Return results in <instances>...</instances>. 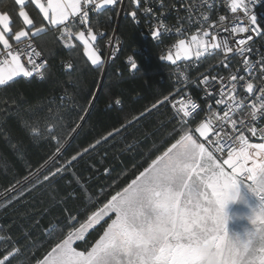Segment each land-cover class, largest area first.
<instances>
[{
    "label": "snow or ice",
    "instance_id": "1",
    "mask_svg": "<svg viewBox=\"0 0 264 264\" xmlns=\"http://www.w3.org/2000/svg\"><path fill=\"white\" fill-rule=\"evenodd\" d=\"M139 2L133 0L135 4ZM258 2L230 0V11L234 15L228 26L220 29H216L214 23L206 29L203 27L209 20L207 15L201 14L195 20L189 15V22L201 27L191 35L190 40L179 39L175 44V53L168 51L161 59L173 65L181 60H193L192 66H195L206 55L222 53L224 60L221 63L228 68L230 61L239 56L249 78H264V56L255 63L249 60L254 51L251 47L254 38H264V21H259L249 7L250 3ZM117 3L118 0H83L85 6L92 5L96 10H104ZM15 4L19 9L18 17L22 18L25 27L13 32L10 14H0V89L12 87L20 80L30 82L36 78L44 79L47 58L32 43H26L24 47L19 45L44 34L49 27L62 30L59 39L66 47L75 48L77 45L73 41L82 45L83 55L91 66L103 65L102 55L94 47L98 36L87 27L89 9L81 6V0H15ZM29 4L42 13L39 26L26 10ZM131 15L135 18L136 13ZM225 19L223 15L219 17L220 21ZM77 20L81 26L87 27V36L85 31L72 30ZM177 32L183 35L179 28ZM99 35L102 38L104 33ZM151 35L157 38L162 33L157 29ZM128 59L131 61L132 57ZM130 66L133 70L137 69L135 62ZM72 69L73 65L69 63L67 70ZM254 70L259 72V76L255 75ZM180 75L184 76V72H180ZM184 79L187 80V77L184 76ZM200 84L205 86L206 98L219 97L215 99V104L227 108L223 115L212 111L213 105L208 104V118L198 121L204 108L193 99L186 100L187 92L179 100H170L173 94L157 100L151 109L141 113V117L170 102L178 127L167 135L179 138L152 159L122 190L112 195L101 188L99 193L94 194L95 199L89 200L83 214L79 211L74 213L67 207V200H62L65 205L62 211L66 215L56 229L47 230L43 241H31L29 233L24 234L32 244L29 252L35 264H201L192 242L197 230L214 233L220 264H264V142L250 143L245 128L253 137L257 135V128L247 127L244 119H233L230 115L236 114L237 110L250 108L248 115L252 120L264 119V87L255 88L251 79L246 82L244 74H234L228 79L205 74ZM241 90L245 93L243 96ZM180 92L181 88H177L176 94ZM257 92L259 95H256ZM250 97L251 103L246 104ZM115 103L119 105L121 102L117 99ZM11 111L20 117L23 129L34 142L40 139L56 142L57 155L52 160L53 163L58 160L64 146L55 135L56 127L41 129L36 119L22 115L19 104ZM25 111L32 117L36 115V107L29 106ZM228 124L231 129L225 131ZM120 131L116 129L115 134ZM259 133L264 137V128L259 129ZM113 135V132H109L103 140L106 142ZM0 136L11 145V138L2 126ZM213 137L216 139L213 140ZM100 143V140L96 141V145ZM11 146L23 160V151L16 145ZM88 152L89 149L85 148L79 156L73 155L65 165L54 170H49L50 165H42L36 173H30L23 181L18 180L6 191L9 195L16 193L14 199H19L38 183H55L73 167V162L82 159ZM225 154L227 158H224ZM42 172L47 174L43 175L41 181L39 177ZM110 173L111 169H104L105 175ZM75 182L82 191H88L79 177L75 178ZM241 185L246 186L259 200L248 217L253 227L243 239L228 234L225 211L229 201L238 199ZM104 195L110 196L106 202L101 200ZM99 203H102V207H97ZM97 226H100L101 234L90 240ZM4 239L0 236V240ZM49 241L55 243L42 258H36L33 249L39 250ZM78 241L86 247L78 250V247H74ZM20 253L21 249L13 245L11 250L0 253V264H13Z\"/></svg>",
    "mask_w": 264,
    "mask_h": 264
},
{
    "label": "trees",
    "instance_id": "2",
    "mask_svg": "<svg viewBox=\"0 0 264 264\" xmlns=\"http://www.w3.org/2000/svg\"><path fill=\"white\" fill-rule=\"evenodd\" d=\"M8 1L2 0L9 7ZM178 10L174 0H140L139 4L126 0L122 14L120 4L91 11L87 27L98 36L94 46L102 55V66H91L78 42L73 41L75 48L66 47L59 39L62 30L49 27L32 39L48 60L44 79L20 80L12 87L0 89V126L11 138V145L24 154L22 160L17 150L0 136V236L6 238L0 240V253L11 250L13 245L19 247L21 253L13 264H35L29 252L32 244L24 234L29 233L31 241H43L47 230L56 229L66 215L62 200H67V207L74 213L83 214L89 200L95 199L94 194L101 188L112 195L122 190L179 138L167 135L178 127L170 102L141 117V113L165 95L173 94L170 100H174L187 90L197 94L196 82L212 65L208 55L197 66H192L193 60H181L173 65L161 59L178 37L176 24L185 18ZM33 16L37 23L39 17L35 13ZM162 22L167 28L160 30V37L153 38L151 33ZM83 27L77 21L72 30L82 31ZM100 33H104L102 38ZM114 34L120 47L105 70L106 41ZM132 62L137 63V69H131ZM69 63L72 70H67ZM180 72H184L187 80ZM177 88H181L179 94ZM117 99L119 105L115 103ZM17 104L22 115L36 119L41 129L56 127L55 135L64 147L54 163L56 142L46 139L34 142L23 129L20 117L12 114ZM29 106L36 107L35 117L25 111ZM199 120H203V114ZM116 129H121L119 134H115ZM109 132L114 135L105 142L103 138ZM97 140L101 141L98 145ZM85 148L89 152L73 162V167L55 183H38L19 199H14L16 193H7L18 180L36 173L42 165H50L49 170H54L73 155L79 156ZM105 168L111 169L110 175L104 174ZM44 174L47 173L42 172L39 177L41 181ZM76 177L88 188L87 192L78 187ZM107 199L110 196H101L102 201ZM233 204L234 201L227 204V214ZM97 207H102V203ZM98 234H101L100 226L92 232L90 240L98 238ZM54 243L49 241L39 250L33 249L35 257L42 258ZM74 247L82 250L86 245L78 241Z\"/></svg>",
    "mask_w": 264,
    "mask_h": 264
},
{
    "label": "built area",
    "instance_id": "3",
    "mask_svg": "<svg viewBox=\"0 0 264 264\" xmlns=\"http://www.w3.org/2000/svg\"><path fill=\"white\" fill-rule=\"evenodd\" d=\"M125 3H126V0H118L117 4H120V10L121 9L123 10ZM229 5H230V0H174V7H176V9H178L179 7L178 13L185 14V18L180 20L175 26L176 31L179 28L181 32L183 33V35L177 32L178 37L174 40V42L170 46H168L166 53H168V51H172L173 53H175L176 51L175 44L178 42V40L180 38H185V39L190 40L191 35L196 34L197 29L201 27L200 24L190 23L188 20L189 15L192 16L193 20H195L196 17L201 16V14L207 15L209 17V20L207 23L203 24V27L206 29L208 28L209 24L214 23L216 25V29H220L225 26H228L230 20L232 19L234 15L231 13ZM81 6L87 7L89 9V15L91 11L95 10L94 6L92 5L85 6L83 2L81 3ZM249 7L257 15L259 21H264V0H259V2L255 4L250 3ZM239 14L242 15V13H239ZM221 15L226 17L224 21L219 20V17ZM166 28H167V24L162 22V23H159L153 31L157 29L161 30V29H166ZM82 31H85L87 35V27L84 26L82 28ZM238 35L242 36L245 34H238ZM218 39H219V35H218ZM254 39H255V42L251 44V47L253 48L254 51L252 55L249 57V60L252 63H255L256 61L260 60L262 56H264V38L255 37ZM26 43H32L33 46L36 48V50L41 52L32 39L24 41V43L19 45V47H24V44ZM14 47H16V45ZM119 47H120V42L116 40L115 34L106 41V48H107L108 53H107L105 67L107 66L108 62L115 57V50H117ZM228 55L231 56V54H228ZM208 56L210 58L212 65L209 67L208 71L204 72L199 77V81L196 82L195 86L197 88V94L193 93L191 90H187L186 92L188 93V95L185 96L186 100L193 99L195 100V102H197L204 108V111L200 113V114H203V120L207 119L209 116L208 104H212L213 105L212 111L217 112L220 115H223V112L227 110V108L224 105L215 104V99L219 98L218 96H214L211 99L205 97V94H204L205 86L200 84V80L203 79V75L207 74L210 77L211 76H217V77L223 76L225 77V79H228L231 75H234V74H244L246 82L249 81V79H251V82H253L255 88L264 87V78L256 79L255 76L252 78H249L247 73L244 71L245 66L242 63L241 57L237 56L233 58L230 61V66L228 68H225L223 67L221 63V61L224 60V55L222 53L215 54V55H208ZM198 64L199 63H196L195 66H197ZM254 72L256 76H259L258 71L254 70ZM244 94L245 93L243 92V90H241V96H243ZM181 95L176 97L174 100H179ZM256 95H259V93L257 92ZM245 103L250 104L251 97L248 101H245ZM256 103L259 104V101H256ZM177 107H179V105H177ZM250 110H251L250 108H245L243 110H237L236 114L234 115L230 113V115H232L233 119H237V120L244 119L245 125L247 127L257 128L258 131L255 137H253L251 133L248 132L245 128V135L248 137L250 143L264 142V137H262L259 133V129L264 128V119L258 118L256 120H252L251 117L248 115ZM230 129H231V125L228 124L225 128V131H228ZM221 135H223V133H221ZM215 139L216 137H213V140ZM216 155L219 156V153H217ZM224 158H227L226 154Z\"/></svg>",
    "mask_w": 264,
    "mask_h": 264
},
{
    "label": "rangeland",
    "instance_id": "4",
    "mask_svg": "<svg viewBox=\"0 0 264 264\" xmlns=\"http://www.w3.org/2000/svg\"><path fill=\"white\" fill-rule=\"evenodd\" d=\"M258 204L259 200L255 194L246 186L241 185L239 189V197L234 201L233 206L227 214V232L230 236H239L241 239L245 237V233L253 227L248 217L252 215V209Z\"/></svg>",
    "mask_w": 264,
    "mask_h": 264
},
{
    "label": "clouds",
    "instance_id": "5",
    "mask_svg": "<svg viewBox=\"0 0 264 264\" xmlns=\"http://www.w3.org/2000/svg\"><path fill=\"white\" fill-rule=\"evenodd\" d=\"M213 232L197 230L193 237V246L200 257L201 264H220V258L213 239Z\"/></svg>",
    "mask_w": 264,
    "mask_h": 264
},
{
    "label": "crops",
    "instance_id": "6",
    "mask_svg": "<svg viewBox=\"0 0 264 264\" xmlns=\"http://www.w3.org/2000/svg\"><path fill=\"white\" fill-rule=\"evenodd\" d=\"M8 2H10V6L8 7L7 5H5L2 0H0V14H10V17L12 19V30L13 32L15 31H19L24 29V25H23V21L22 18L18 17V6L15 4V0H9ZM46 2V0H45ZM83 2V0H81V3ZM16 9V13L15 10ZM27 11H29L30 17L34 19L35 18L33 16V13L37 14L38 18V22L37 24L39 25L42 22V13H39V10L35 8L34 5L29 4L28 7L26 8ZM45 23V22H44ZM12 42V41H10ZM15 46V44H14ZM2 47V46H0ZM255 143H262V142H255ZM251 163V162H249Z\"/></svg>",
    "mask_w": 264,
    "mask_h": 264
},
{
    "label": "water",
    "instance_id": "7",
    "mask_svg": "<svg viewBox=\"0 0 264 264\" xmlns=\"http://www.w3.org/2000/svg\"><path fill=\"white\" fill-rule=\"evenodd\" d=\"M122 12H123V10L121 9V10H120V14H122ZM106 68H107V66L105 67V70H106Z\"/></svg>",
    "mask_w": 264,
    "mask_h": 264
}]
</instances>
